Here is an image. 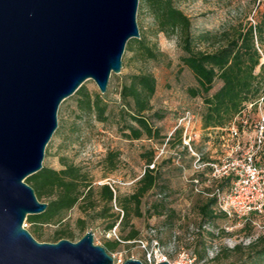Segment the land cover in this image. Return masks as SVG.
Masks as SVG:
<instances>
[{
	"label": "rangeland",
	"instance_id": "1",
	"mask_svg": "<svg viewBox=\"0 0 264 264\" xmlns=\"http://www.w3.org/2000/svg\"><path fill=\"white\" fill-rule=\"evenodd\" d=\"M172 2L190 19L191 31L196 38L208 33L212 37L218 36L239 24L253 25L264 8V0ZM136 23L139 34L157 52V59L146 63L130 62L131 54L125 48L120 73L111 74L105 94H100L92 80H87L83 85L89 92L105 96L110 109L116 112L119 86L124 77L139 71L152 74L156 80L152 105L155 110L165 112L164 119L156 123L162 135L167 136L165 141L154 142L145 138L140 141H127L117 133L115 122L102 125L93 119L78 122L77 132L71 135L68 129L76 115L75 96L66 99L59 106L58 126L45 148L42 166L58 170L62 168V161L73 163L88 175L95 191L103 184L112 186L117 201L112 202L111 213L118 215L117 223L111 231H106L110 219L107 215L100 214L104 204L97 203L87 213H82L78 206L74 207L64 215L63 224L60 226L37 228L25 220L23 227L40 243H54L53 235L58 229L71 233V239H67L71 242H77L88 231L93 233V243L97 246L104 247L106 243L119 241L120 245L107 253L110 256L120 254L123 263L126 259H136L142 264H149L146 251H155L169 264H264V241H259L264 235V210L260 213L251 212L242 218L229 219L213 205L210 208L212 218H203L199 208L209 199L192 190L190 180L195 175L191 169L192 156L186 152L182 140L181 144L176 139L165 144L186 111L193 116L191 132L197 133V138L192 141V148L204 160L221 163L241 155L242 151L231 152L237 141L229 137L227 127L226 130L202 128L203 103L201 97L192 98L187 93L188 88L196 87V82L192 73L181 62L184 53L176 37H167L156 32L145 0H139ZM212 43V40L197 43L196 48L212 51ZM261 63H264V58ZM218 86L219 83L216 82L213 90ZM257 115L256 107L248 114V124L238 140L243 151L256 137ZM148 150H153L159 157L154 168L156 183L141 199L142 216L136 217L132 208H129L127 223L124 224L123 220L119 224L123 213L118 200L123 201L135 192L138 180L147 166L142 153ZM109 151L119 153L112 171L105 162ZM263 155L264 140L256 154V162L264 168ZM227 178L229 181L224 180L223 183L218 179V187L222 185L221 190H228L233 180L231 175ZM45 201L43 198L39 202ZM78 219H84V231L80 230ZM131 228L138 231V237L134 241H121ZM140 242L144 243L145 249Z\"/></svg>",
	"mask_w": 264,
	"mask_h": 264
},
{
	"label": "water",
	"instance_id": "2",
	"mask_svg": "<svg viewBox=\"0 0 264 264\" xmlns=\"http://www.w3.org/2000/svg\"><path fill=\"white\" fill-rule=\"evenodd\" d=\"M138 4L0 0V264H113L91 231L77 242L36 241L23 223L47 204L25 179L43 167L61 103L87 80L105 94L120 73L127 42L140 38Z\"/></svg>",
	"mask_w": 264,
	"mask_h": 264
},
{
	"label": "trees",
	"instance_id": "3",
	"mask_svg": "<svg viewBox=\"0 0 264 264\" xmlns=\"http://www.w3.org/2000/svg\"><path fill=\"white\" fill-rule=\"evenodd\" d=\"M145 1L156 32L167 37H176L184 53L181 62L192 73L196 82V87L188 88L187 93L192 98L201 97L203 103L202 128L209 130L228 127L246 105L254 103L264 92V63H261V59L264 58V8L253 25L239 24L218 36L212 37L208 33L196 38L191 31L190 19L174 6L172 0ZM208 40L213 41L212 51L196 48L197 43ZM126 50L131 54L130 62L146 63L156 60L158 56L142 35L139 39L129 40ZM216 82L219 86L213 90ZM155 93L156 80L152 74L144 71L128 74L120 83L119 103L117 111L113 112L105 96L91 93L82 85L73 95L76 115L68 130L73 135L77 132L78 122L93 119L102 125L115 122L117 133L127 141H140L145 138L148 141L164 142L167 136L162 135L156 123L164 119L165 112L154 109L152 99ZM175 139L181 144L182 128H176L165 144L172 143ZM142 154L146 158L147 166L138 180L135 192L123 201L118 200L123 213L119 224L123 220L124 224L127 223L129 208H132L136 217L142 216L141 199L153 188L157 180L154 168L158 155L153 150ZM118 156L119 153L116 151H109L106 154L105 162L110 171L114 170ZM201 159L206 162L203 157ZM191 160L192 169L195 159L191 157ZM61 164L62 168L58 170L42 167L39 172L25 179V183L34 190L38 201L44 198L47 204L43 213L27 216L26 222L37 228L60 226L63 224L64 215L74 207L78 206L82 213H87L88 210L94 209L97 203H103L105 207L100 214L109 217L110 222L106 226V231H111L118 220V215L111 213L112 202L117 201L113 187L103 184L95 191L88 175L80 166L63 161ZM151 165L153 168H150ZM194 174L191 179L197 178L201 184L209 179L208 169ZM224 180L229 181L226 177L220 180L221 183ZM211 183L214 184L212 180ZM191 186L193 188L192 183ZM213 205L214 200L209 199L199 208L203 218H212L210 208ZM222 214L226 217L224 213ZM77 223L80 230L84 231V219H78ZM138 235V231L131 228L121 241H134ZM71 236L65 229H58L54 232L53 242L71 239ZM261 240L264 241V235L259 238V241ZM119 245V241H113L106 243L104 248L111 252Z\"/></svg>",
	"mask_w": 264,
	"mask_h": 264
},
{
	"label": "built area",
	"instance_id": "4",
	"mask_svg": "<svg viewBox=\"0 0 264 264\" xmlns=\"http://www.w3.org/2000/svg\"><path fill=\"white\" fill-rule=\"evenodd\" d=\"M254 107L258 111L255 123L256 137L243 151L238 140L248 124V114ZM192 118L193 116L190 112L186 111L179 119L176 128L183 129V146L195 159L192 164V171L197 173L208 169L209 179L204 184L199 183L197 178L190 180V183L193 184L194 192L207 199L214 200L217 210L224 213L229 219L242 218L251 212H262L264 210V168L256 162V154L261 149L264 140V92L254 103L246 105L227 127L229 137L233 141H237L231 148V152L242 151V154L226 159L221 163L202 161V155L193 150L192 141L197 138V133L191 132ZM221 130L226 129L223 128ZM150 168H153V165ZM230 175L233 176V180L228 190H221L218 187V179L221 180ZM211 180L214 184H210ZM140 244L145 249L144 243L140 242ZM146 252V260L149 264H158L164 260L155 251L154 253L151 251ZM111 257L113 264H123L120 254H113Z\"/></svg>",
	"mask_w": 264,
	"mask_h": 264
},
{
	"label": "crops",
	"instance_id": "5",
	"mask_svg": "<svg viewBox=\"0 0 264 264\" xmlns=\"http://www.w3.org/2000/svg\"><path fill=\"white\" fill-rule=\"evenodd\" d=\"M211 130H213V129H211Z\"/></svg>",
	"mask_w": 264,
	"mask_h": 264
}]
</instances>
